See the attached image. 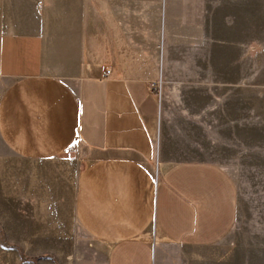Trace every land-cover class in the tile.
I'll return each mask as SVG.
<instances>
[{"label": "crops", "instance_id": "0c3cea01", "mask_svg": "<svg viewBox=\"0 0 264 264\" xmlns=\"http://www.w3.org/2000/svg\"><path fill=\"white\" fill-rule=\"evenodd\" d=\"M216 4L0 0V200L11 221L24 214L27 244L69 245L76 231L104 264L257 262L231 238L230 174L163 160L166 135L215 133L203 119L236 82L224 56L202 79Z\"/></svg>", "mask_w": 264, "mask_h": 264}, {"label": "rangeland", "instance_id": "374dc122", "mask_svg": "<svg viewBox=\"0 0 264 264\" xmlns=\"http://www.w3.org/2000/svg\"><path fill=\"white\" fill-rule=\"evenodd\" d=\"M216 2L210 6L211 12L224 6L226 13L210 14V27L205 31L208 37L203 39L210 47L209 54L203 55L209 56L210 70L205 75L207 70L203 69L202 79L209 76L212 81L213 69L224 56L225 81H236L235 85L226 87L219 118L203 119L215 133L166 135L168 149L163 160H209L230 174L239 194L238 223L231 238L246 253L248 248L257 249L252 252L257 256L255 264H264V0ZM222 45L224 55L215 49ZM193 55L187 54L188 65ZM224 108L226 117H221ZM9 209L8 203H1L0 264H104L103 257L95 254L103 248L91 246V241L76 231L69 245L27 244L33 238H29L31 230L26 229L24 214L18 215V221L14 215L11 221Z\"/></svg>", "mask_w": 264, "mask_h": 264}, {"label": "built area", "instance_id": "2783aa9c", "mask_svg": "<svg viewBox=\"0 0 264 264\" xmlns=\"http://www.w3.org/2000/svg\"><path fill=\"white\" fill-rule=\"evenodd\" d=\"M108 72V71H107Z\"/></svg>", "mask_w": 264, "mask_h": 264}]
</instances>
